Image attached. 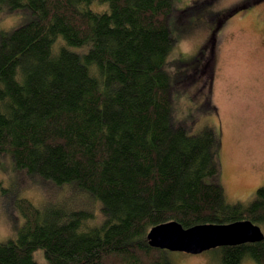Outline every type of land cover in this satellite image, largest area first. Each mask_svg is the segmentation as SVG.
Masks as SVG:
<instances>
[{"label": "trees", "instance_id": "16d2710c", "mask_svg": "<svg viewBox=\"0 0 264 264\" xmlns=\"http://www.w3.org/2000/svg\"><path fill=\"white\" fill-rule=\"evenodd\" d=\"M172 8V0H0V13L33 17L0 32V153L44 183L86 194L103 215L90 225L86 211L16 198L22 223L16 240L0 243V264H38L37 249L45 264H171L148 244L154 226L264 227V183L251 202L229 204L216 133L190 134L174 119ZM217 250L221 264H264V238Z\"/></svg>", "mask_w": 264, "mask_h": 264}, {"label": "rangeland", "instance_id": "374dc122", "mask_svg": "<svg viewBox=\"0 0 264 264\" xmlns=\"http://www.w3.org/2000/svg\"><path fill=\"white\" fill-rule=\"evenodd\" d=\"M172 1L175 42L167 70L174 83V119L190 134L214 130L224 197L229 204L246 205L264 183V0ZM194 5L197 9H189ZM90 8L101 10L98 4ZM32 18L26 9L1 12L0 32ZM0 184L7 191L0 194V243L18 237L22 218L14 201L20 197L41 209L86 211L90 225L103 220L100 203L68 185L55 187L15 169L7 152L0 153ZM166 258L171 264H221L217 248L199 254L167 251ZM33 259L45 264L40 249Z\"/></svg>", "mask_w": 264, "mask_h": 264}, {"label": "water", "instance_id": "95a60500", "mask_svg": "<svg viewBox=\"0 0 264 264\" xmlns=\"http://www.w3.org/2000/svg\"><path fill=\"white\" fill-rule=\"evenodd\" d=\"M264 234L259 226L248 220L227 224H201L183 229L177 222L162 223L147 234L153 248L199 254L221 246H233L262 241Z\"/></svg>", "mask_w": 264, "mask_h": 264}, {"label": "bare ground", "instance_id": "6f19581e", "mask_svg": "<svg viewBox=\"0 0 264 264\" xmlns=\"http://www.w3.org/2000/svg\"><path fill=\"white\" fill-rule=\"evenodd\" d=\"M172 222H174V221H172ZM181 227H182V226H181ZM192 227H193V226H192ZM152 228H153V227H152ZM182 228H183V227H182ZM189 228H191V227H189ZM183 229H187V228H183ZM150 230H151V229H150ZM150 230H149V231H150ZM149 231H148V232H149ZM147 234H148V233H147ZM221 247H224V246H221ZM218 248H220V247H218ZM166 251H169V250H166ZM170 252H172V251H170Z\"/></svg>", "mask_w": 264, "mask_h": 264}]
</instances>
